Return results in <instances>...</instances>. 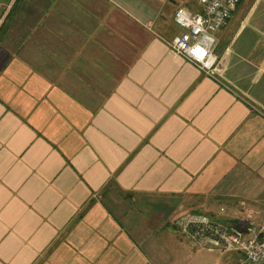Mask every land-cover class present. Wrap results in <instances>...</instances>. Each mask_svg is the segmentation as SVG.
Instances as JSON below:
<instances>
[{"label":"crops","instance_id":"obj_1","mask_svg":"<svg viewBox=\"0 0 264 264\" xmlns=\"http://www.w3.org/2000/svg\"><path fill=\"white\" fill-rule=\"evenodd\" d=\"M198 2L30 4L23 40L0 44V264H191L186 240L108 202L264 193V0L215 33L213 76L170 48L174 12Z\"/></svg>","mask_w":264,"mask_h":264},{"label":"built area","instance_id":"obj_2","mask_svg":"<svg viewBox=\"0 0 264 264\" xmlns=\"http://www.w3.org/2000/svg\"><path fill=\"white\" fill-rule=\"evenodd\" d=\"M240 0H199L203 13L177 8L173 23L182 32L170 44L171 51L213 76L218 68L212 55L217 44L215 33L236 11ZM181 233L190 235L197 245L209 252L238 253L235 264H264V223L225 225L197 213H185L176 221Z\"/></svg>","mask_w":264,"mask_h":264},{"label":"rangeland","instance_id":"obj_3","mask_svg":"<svg viewBox=\"0 0 264 264\" xmlns=\"http://www.w3.org/2000/svg\"><path fill=\"white\" fill-rule=\"evenodd\" d=\"M34 2H36V0H21L18 4H15L16 0H0V29H2L0 33V44L6 43L9 46H15L23 40L28 24H32L38 15L36 9L33 10L30 7V4ZM15 5L16 8L8 18V14H10V11ZM200 7L201 9L198 11V14L203 13L202 6L200 5ZM27 9H30L31 14L27 13ZM27 16H29V20ZM233 200L235 201L236 199ZM236 201H239V203L232 204V201L229 203V200H224V202H221L218 208L213 211H208L213 202L210 201V199L204 200L203 198H197L196 202L189 205L186 209H177L174 212H168L169 210L165 208L152 210L151 207H139L137 203L126 200L123 201L118 197L116 200L109 201L108 206L116 217L125 225H132L139 220L155 224L157 226L155 230L156 235H161L159 239L165 245L170 242L169 240L172 238V234L175 235L176 239L186 240L193 251V256L189 261L191 264H235L238 253L209 252L199 247L190 235L181 233L176 227V221L185 213L198 212L197 214L202 213V215L209 217L211 220L217 223H224L227 226L237 224L238 222L240 224L252 222L254 225L264 223V193L258 195L254 194L250 197L244 196L242 199ZM134 226L135 225H132L131 227ZM140 232L147 233L150 231L140 230ZM41 260L42 258L39 259L37 264H40ZM187 263L188 260L182 261V264Z\"/></svg>","mask_w":264,"mask_h":264},{"label":"trees","instance_id":"obj_4","mask_svg":"<svg viewBox=\"0 0 264 264\" xmlns=\"http://www.w3.org/2000/svg\"><path fill=\"white\" fill-rule=\"evenodd\" d=\"M21 0H16V4H18ZM16 8V5L14 6V8L10 11V14H8V18L11 16V14L13 13L14 9ZM2 32V29H0V33ZM237 223V222H236Z\"/></svg>","mask_w":264,"mask_h":264}]
</instances>
